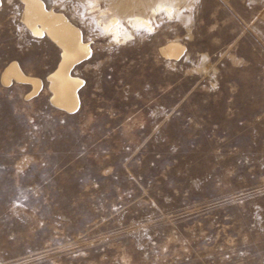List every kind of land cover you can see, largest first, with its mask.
Instances as JSON below:
<instances>
[{"label": "rangeland", "instance_id": "1", "mask_svg": "<svg viewBox=\"0 0 264 264\" xmlns=\"http://www.w3.org/2000/svg\"><path fill=\"white\" fill-rule=\"evenodd\" d=\"M44 1L91 54L61 111L60 49L0 0V264H264V0H190L123 43L99 25L113 0ZM12 61L37 96L3 85Z\"/></svg>", "mask_w": 264, "mask_h": 264}, {"label": "bare ground", "instance_id": "2", "mask_svg": "<svg viewBox=\"0 0 264 264\" xmlns=\"http://www.w3.org/2000/svg\"><path fill=\"white\" fill-rule=\"evenodd\" d=\"M21 1L24 4L22 21L32 36L49 39L60 49L57 66L47 75L48 89L51 92L50 101L61 111L68 114L76 113L80 109V89L85 81L76 76L73 70L89 58L90 42L83 39L81 29L65 14L49 9L44 0ZM189 1L113 0L111 13L105 20L100 21L99 25L104 35L109 36L114 42L123 43L133 39L138 32L152 34L155 31L154 21L156 22L158 14H165L168 17L175 14L183 15L184 10L192 3V0L190 3ZM160 50L164 57L178 60L184 47L178 41H169ZM1 82L5 86H12L15 83L30 85L26 98L37 96L43 87L42 79L25 73L18 61H12L4 68Z\"/></svg>", "mask_w": 264, "mask_h": 264}]
</instances>
